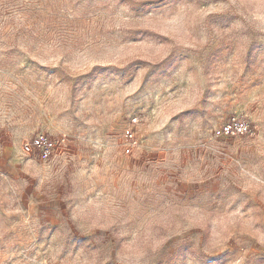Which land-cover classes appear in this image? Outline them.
<instances>
[{
    "label": "rangeland",
    "instance_id": "rangeland-1",
    "mask_svg": "<svg viewBox=\"0 0 264 264\" xmlns=\"http://www.w3.org/2000/svg\"><path fill=\"white\" fill-rule=\"evenodd\" d=\"M0 264H264V0H0Z\"/></svg>",
    "mask_w": 264,
    "mask_h": 264
},
{
    "label": "built area",
    "instance_id": "built-area-1",
    "mask_svg": "<svg viewBox=\"0 0 264 264\" xmlns=\"http://www.w3.org/2000/svg\"><path fill=\"white\" fill-rule=\"evenodd\" d=\"M138 117L133 118V122H137ZM223 133L227 136L233 135H243V136H252L257 134L258 126L255 125L250 119L245 118L240 115H232L228 120H226L223 125ZM127 136L129 139V145L132 148L138 147V140L134 129L127 128ZM66 141V137L62 136L58 142L63 143ZM55 140L47 133L40 132L35 135L32 139L28 140L23 144L25 151L38 150L43 154H49L53 152L56 148Z\"/></svg>",
    "mask_w": 264,
    "mask_h": 264
}]
</instances>
